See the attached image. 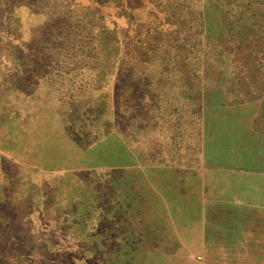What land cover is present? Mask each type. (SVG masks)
I'll return each mask as SVG.
<instances>
[{
	"label": "rangeland",
	"instance_id": "1",
	"mask_svg": "<svg viewBox=\"0 0 264 264\" xmlns=\"http://www.w3.org/2000/svg\"><path fill=\"white\" fill-rule=\"evenodd\" d=\"M180 237L264 264V0H0V264Z\"/></svg>",
	"mask_w": 264,
	"mask_h": 264
},
{
	"label": "crops",
	"instance_id": "2",
	"mask_svg": "<svg viewBox=\"0 0 264 264\" xmlns=\"http://www.w3.org/2000/svg\"><path fill=\"white\" fill-rule=\"evenodd\" d=\"M180 238H178V242H177L178 245H177L175 251L172 252V253H175L176 255H178V257H177L178 260H180L181 255L185 254V258L186 259H182L181 261H179V264H186V263L187 264H190L191 263L190 257H188L186 254L198 253L200 250H202V253L211 254L208 251L204 250L205 249L204 247H203V249H198L199 246L192 245V243L187 242L188 240H190L187 237H180ZM211 251L213 253H219V250L218 249H215V250L214 249H211ZM153 252L155 253L156 251H153ZM221 252H223V249L221 250ZM199 253H201V252H199ZM215 257L214 256L213 257H211V256H205L206 260H209V261L210 260H212V261H220L221 260L220 258H218V257L215 258ZM222 261H224V260H222Z\"/></svg>",
	"mask_w": 264,
	"mask_h": 264
}]
</instances>
